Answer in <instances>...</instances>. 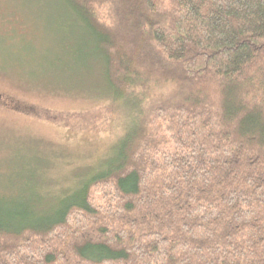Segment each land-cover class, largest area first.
I'll return each instance as SVG.
<instances>
[{
  "label": "trees",
  "instance_id": "16d2710c",
  "mask_svg": "<svg viewBox=\"0 0 264 264\" xmlns=\"http://www.w3.org/2000/svg\"><path fill=\"white\" fill-rule=\"evenodd\" d=\"M61 1L131 122L55 205L0 200V264H264V0Z\"/></svg>",
  "mask_w": 264,
  "mask_h": 264
},
{
  "label": "rangeland",
  "instance_id": "374dc122",
  "mask_svg": "<svg viewBox=\"0 0 264 264\" xmlns=\"http://www.w3.org/2000/svg\"><path fill=\"white\" fill-rule=\"evenodd\" d=\"M84 29L61 0H0V200L55 205L105 163L131 122ZM140 91L146 105L163 92Z\"/></svg>",
  "mask_w": 264,
  "mask_h": 264
}]
</instances>
